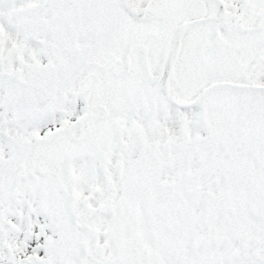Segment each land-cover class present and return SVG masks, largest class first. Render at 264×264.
Returning a JSON list of instances; mask_svg holds the SVG:
<instances>
[{"label":"snow or ice","instance_id":"obj_1","mask_svg":"<svg viewBox=\"0 0 264 264\" xmlns=\"http://www.w3.org/2000/svg\"><path fill=\"white\" fill-rule=\"evenodd\" d=\"M0 264H264V0H0Z\"/></svg>","mask_w":264,"mask_h":264}]
</instances>
